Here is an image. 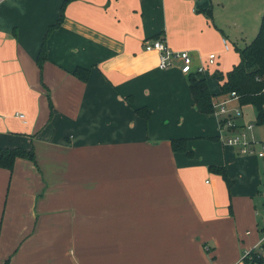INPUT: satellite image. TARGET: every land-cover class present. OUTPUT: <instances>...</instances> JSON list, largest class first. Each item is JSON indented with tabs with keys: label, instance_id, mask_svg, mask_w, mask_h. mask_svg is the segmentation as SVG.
Listing matches in <instances>:
<instances>
[{
	"label": "crops",
	"instance_id": "0c3cea01",
	"mask_svg": "<svg viewBox=\"0 0 264 264\" xmlns=\"http://www.w3.org/2000/svg\"><path fill=\"white\" fill-rule=\"evenodd\" d=\"M263 12L264 0H0V148L35 155L0 166V264H264L243 258H264V155L224 144L179 62L161 69L143 47L164 38L227 71L239 61L221 58L227 20Z\"/></svg>",
	"mask_w": 264,
	"mask_h": 264
},
{
	"label": "trees",
	"instance_id": "16d2710c",
	"mask_svg": "<svg viewBox=\"0 0 264 264\" xmlns=\"http://www.w3.org/2000/svg\"><path fill=\"white\" fill-rule=\"evenodd\" d=\"M210 15V10H207ZM63 11L60 10L59 18L55 24L48 27L39 53L36 57L40 73L42 70L43 61L46 59L45 38L53 26L60 23ZM236 51L239 55V61L234 64L225 75L220 72H214V77L220 79L218 94H225L234 91L238 95V103L252 104L255 108V121L257 124L264 125V12L261 16L260 25L255 37L243 47H237ZM73 74L81 79H86L88 69L82 67H75ZM189 90L197 109L203 113L213 112V97L208 87L205 74L200 72H190ZM51 107V102H49ZM137 111L144 115H148L146 109H137ZM218 137V136H217ZM187 137H178L171 139L172 149L176 151H183L190 155L191 151L186 148ZM16 157L26 158L35 161L33 149H25L22 147H4L0 148V166L11 169ZM210 169L219 173L228 183L225 166L211 165ZM252 261H261L264 258L256 255H251ZM248 261V258H244Z\"/></svg>",
	"mask_w": 264,
	"mask_h": 264
},
{
	"label": "built area",
	"instance_id": "2783aa9c",
	"mask_svg": "<svg viewBox=\"0 0 264 264\" xmlns=\"http://www.w3.org/2000/svg\"><path fill=\"white\" fill-rule=\"evenodd\" d=\"M224 47L228 48L225 40ZM145 50H156L158 52V67L167 69L173 66L176 61L179 63V69L185 74L190 72H205L206 64L199 63L194 65L193 55L187 49L171 50L166 44L164 38L145 39L143 41ZM215 62L214 54H209L206 57L207 64ZM231 99H238V95L232 91L228 97L219 101H213V112L217 115L219 126V139L226 145L236 147L241 154H256L257 156L264 155V140H260L253 134L254 124L240 123L238 118L242 116V110L239 107L230 109L226 106ZM22 116L23 114L19 113ZM258 145V147H256ZM264 225V216L262 217ZM261 235L256 244V247H264V226L261 227ZM251 258V251L243 253V258Z\"/></svg>",
	"mask_w": 264,
	"mask_h": 264
},
{
	"label": "rangeland",
	"instance_id": "374dc122",
	"mask_svg": "<svg viewBox=\"0 0 264 264\" xmlns=\"http://www.w3.org/2000/svg\"><path fill=\"white\" fill-rule=\"evenodd\" d=\"M260 20H261V14L258 17H252V18L242 17V20H240V18L238 17H230V20H227L226 31L228 32L227 34L228 38L226 41H227V46H229V49L227 52L221 54V58L224 59L226 64H230L232 60L235 58L238 60V54H237L236 48L243 47L246 43L250 42L255 37L259 29ZM222 67L223 68H221V71L225 73L226 71L224 68L225 66L222 65ZM207 69L208 68H206L204 74L208 76H212V73L214 72L215 67L214 66L210 67L208 71ZM228 96H229L228 93L221 94L220 99H217L215 101H219ZM226 106L229 107L230 109H233L235 107L241 108L242 116L241 118L238 119L239 122L240 121L244 123L252 122L254 124V130L256 131L259 129L262 130L264 128V125L262 124L259 125L256 123L255 108L252 104L240 105L238 101H236L235 99H231L229 103L226 104Z\"/></svg>",
	"mask_w": 264,
	"mask_h": 264
}]
</instances>
